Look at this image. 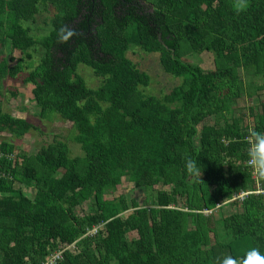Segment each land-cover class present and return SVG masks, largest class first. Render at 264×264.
I'll return each instance as SVG.
<instances>
[{"label": "trees", "instance_id": "trees-1", "mask_svg": "<svg viewBox=\"0 0 264 264\" xmlns=\"http://www.w3.org/2000/svg\"><path fill=\"white\" fill-rule=\"evenodd\" d=\"M246 2L237 12L235 0H0V83L30 69L40 45L24 82L38 116L70 123L83 154L71 157L56 140L35 154L18 150L14 141L36 128L0 104V134L12 136L0 140V264H43L60 250L56 264H223L227 256L243 264L250 248L264 251V193L234 199L264 188V173L255 178L247 165L251 132L264 131V100L248 108V122L232 109L243 93L253 96L243 82L264 78V0ZM42 10L50 28L35 38L26 24ZM62 28L76 35L60 42ZM130 46L158 53L180 84L144 95L149 77L126 56ZM15 51L18 60L3 56ZM205 52L214 71L183 59ZM79 65L101 80L97 88ZM188 157L201 176L186 171ZM125 181L145 190L147 206L116 195ZM217 204L236 212L204 213Z\"/></svg>", "mask_w": 264, "mask_h": 264}, {"label": "rangeland", "instance_id": "rangeland-1", "mask_svg": "<svg viewBox=\"0 0 264 264\" xmlns=\"http://www.w3.org/2000/svg\"><path fill=\"white\" fill-rule=\"evenodd\" d=\"M49 16V12L42 10L36 16L34 23L26 24L31 29V35L35 38H40L47 34L50 28ZM30 53L32 58L26 60V62H31L32 67H30V69H33L42 56L40 45L30 49ZM3 56H7V58L13 57L18 60L21 57V54L18 51L12 53L5 52ZM126 56L136 64L139 70L146 73L149 77V85L146 88L141 89L144 95L160 98L164 94H167L172 88L180 84L181 79H178L163 70L159 62L158 53L146 52L136 46H130ZM183 59L185 62L197 66L203 71L215 70L212 53H193L185 56ZM15 64L16 61L10 63L13 67H15ZM30 69L24 68L14 78H6L0 83V104L3 112L9 113L14 117L26 119L36 128L31 129L23 138L12 141L18 146V150H22L27 154H35L41 146L56 140L59 141L60 144L63 143L64 145H67L71 157L82 156L83 154L80 145L74 141V135L76 132L72 129L70 123L64 122L58 115H52L51 119H41L38 116L39 109L31 99V90L33 87L31 84L24 82V78L27 77ZM78 72L84 79L88 88L95 89L99 86L101 80L94 76L89 67L79 65ZM251 82L252 84H249ZM243 83L245 84V89H248V92L253 94V96L249 97L246 92L243 93L241 98L233 101L232 109L235 116L238 117L244 115V121L248 122V108L252 106L259 107L260 101L264 100V91L258 92L255 88V86L258 87L264 84V78L258 77L253 80L248 79ZM11 137V134L7 132L0 134V140H11ZM122 184L123 185L118 187L116 195H124L128 202L134 200L141 207L148 205L146 199L147 193L144 189H135L132 184L127 181ZM258 185L260 186L259 183ZM28 192L30 196L34 195L32 189ZM105 197L107 199L112 198L110 195H106L104 198ZM89 205L90 203L87 202L85 207H88ZM226 205L227 206L221 207V209L214 208L215 210L213 211L212 216H215L216 218L219 216L227 217L236 212L235 206L229 204ZM77 212L78 214H81L79 210H77ZM129 212H131V210H129ZM134 236L135 234H130V238H133Z\"/></svg>", "mask_w": 264, "mask_h": 264}, {"label": "clouds", "instance_id": "clouds-1", "mask_svg": "<svg viewBox=\"0 0 264 264\" xmlns=\"http://www.w3.org/2000/svg\"><path fill=\"white\" fill-rule=\"evenodd\" d=\"M247 7L246 0H235L234 8L237 12L243 11ZM76 35L74 29L62 28L60 30V42H66L72 36ZM252 143L248 150V163L254 166L259 172L264 173V131L253 130L251 132ZM200 161L188 157L185 161V169L188 173L199 174L201 176ZM229 203V202H226ZM94 229V228H93ZM223 264H239L232 256H227ZM243 264H264V251L257 247L250 248Z\"/></svg>", "mask_w": 264, "mask_h": 264}, {"label": "built area", "instance_id": "built-area-1", "mask_svg": "<svg viewBox=\"0 0 264 264\" xmlns=\"http://www.w3.org/2000/svg\"><path fill=\"white\" fill-rule=\"evenodd\" d=\"M0 157H2V153L0 152ZM11 158L12 157H14V155H12V156H10ZM247 165H250L249 163H248V161H247ZM250 166H252V165H250ZM254 167V166H253ZM254 177L256 178V176H258L259 175V173H261V172H259L255 167H254ZM262 174V173H261ZM250 193H253V194H259V193H264V188H261V186H259V185H257V189H256V191H246V192H240L234 199H237V200H239V201H242L248 194H250ZM228 202H232V200H229ZM222 204H217L216 205V207L215 208H218L219 209V207L221 206ZM215 209H213V210H210V211H204V213L205 214H210V213H212V211H214ZM96 233V229L94 228V229H92L91 231H89L88 232V234L89 235H93V234H95ZM64 250H60V251H58L56 254H54L53 256H51L50 258H48L47 260H46V262L45 263H43V264H56L57 263V261L58 260H60L61 258H62V252H63Z\"/></svg>", "mask_w": 264, "mask_h": 264}]
</instances>
